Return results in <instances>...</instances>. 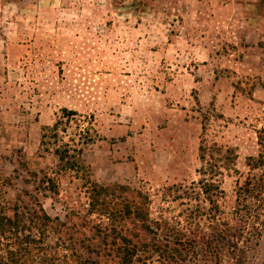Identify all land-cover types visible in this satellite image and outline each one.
Masks as SVG:
<instances>
[{
  "label": "rangeland",
  "instance_id": "obj_1",
  "mask_svg": "<svg viewBox=\"0 0 264 264\" xmlns=\"http://www.w3.org/2000/svg\"><path fill=\"white\" fill-rule=\"evenodd\" d=\"M64 108L77 113L62 118ZM59 120L57 145L82 149L86 167L60 169L42 143ZM263 135L264 0H0V215L40 204L64 222H101L88 214L92 184H125L149 197L154 218L185 224L204 204L196 221L210 235L209 201L186 191L218 164L213 198L230 217L238 187L264 170L249 165ZM59 228L42 248L70 264L75 235ZM246 244L242 264H264V227ZM222 251L199 263L237 264Z\"/></svg>",
  "mask_w": 264,
  "mask_h": 264
},
{
  "label": "trees",
  "instance_id": "obj_2",
  "mask_svg": "<svg viewBox=\"0 0 264 264\" xmlns=\"http://www.w3.org/2000/svg\"><path fill=\"white\" fill-rule=\"evenodd\" d=\"M76 113L64 108L62 118ZM62 122L59 120L47 129L42 143L47 146L54 144L53 152L62 162L60 169L86 167L78 160L77 152L82 149L67 142L57 145ZM47 137H53L55 141L47 140ZM260 145L264 148V135L260 136ZM249 165L254 170L263 168L264 151L251 158ZM211 167L208 171L205 167L199 170L203 176L195 183L197 186L194 185L186 193L189 198L193 196L195 199H200L203 194L204 202L209 201L211 207L206 213L213 234L207 235L201 223L196 221L205 215L202 212L206 208L204 204L192 208L187 223L181 224L163 214L152 217L149 197L136 188L95 182L90 190L88 214L106 215L108 220L97 222L86 215L78 221L68 217L69 221L64 222L58 217H51L40 204L17 211L13 217L0 215V245L4 240L9 248L6 255L0 254V264H56L59 260L56 252L48 247L42 248V244L50 239L51 232L60 231L59 225L75 235V238H69L74 239L68 247L71 250L70 264H200L201 256L219 259L224 246L234 252L237 264H242L249 247L246 243L257 239L264 227V218L259 221L264 212H257L260 209L264 211V170L260 175L248 177L246 186L238 187L237 205L231 216L224 218L218 216L222 210L213 198L223 192L220 181L214 179V175L222 174V171L218 164ZM208 174H211L210 178L206 177ZM39 183L51 189L55 181L46 174L39 179ZM250 197L258 203L254 210L242 203ZM249 211L257 213L252 217L248 216L251 214ZM239 239L246 247L239 246Z\"/></svg>",
  "mask_w": 264,
  "mask_h": 264
}]
</instances>
